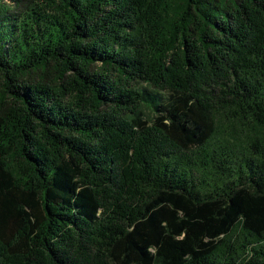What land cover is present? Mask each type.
Returning <instances> with one entry per match:
<instances>
[{
  "label": "trees",
  "instance_id": "trees-1",
  "mask_svg": "<svg viewBox=\"0 0 264 264\" xmlns=\"http://www.w3.org/2000/svg\"><path fill=\"white\" fill-rule=\"evenodd\" d=\"M0 264H264V0H0Z\"/></svg>",
  "mask_w": 264,
  "mask_h": 264
}]
</instances>
